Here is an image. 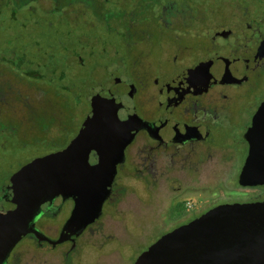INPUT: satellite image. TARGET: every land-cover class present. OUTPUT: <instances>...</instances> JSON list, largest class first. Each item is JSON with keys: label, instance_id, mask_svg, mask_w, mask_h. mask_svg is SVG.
<instances>
[{"label": "flooded vegetation", "instance_id": "flooded-vegetation-1", "mask_svg": "<svg viewBox=\"0 0 264 264\" xmlns=\"http://www.w3.org/2000/svg\"><path fill=\"white\" fill-rule=\"evenodd\" d=\"M37 6L38 45L49 61L26 67V54L21 56L17 65L28 79L18 81L45 82L71 64L78 55L75 38L85 35H75L81 24L115 26L135 41L103 46L100 59L90 51L94 86L83 120L64 144L37 154L0 183V210L16 207L10 198L12 175L68 146L96 96L119 102V116L133 134L98 217L80 229L68 224L77 194L43 198L2 264H111L122 247L148 238L153 244L216 207L264 203V183L241 179L250 131L264 104V0H0V126L1 109H10L14 95L6 19L10 8L36 12ZM59 75L64 79L66 69ZM57 124L53 113L40 131L51 136ZM89 161L96 164L98 154L91 152ZM146 231L161 233L146 238Z\"/></svg>", "mask_w": 264, "mask_h": 264}, {"label": "water", "instance_id": "water-1", "mask_svg": "<svg viewBox=\"0 0 264 264\" xmlns=\"http://www.w3.org/2000/svg\"><path fill=\"white\" fill-rule=\"evenodd\" d=\"M132 134L131 125L119 116V102L96 96L68 146L16 171L9 186L16 207L0 210V264L43 198L77 194L68 224L80 229L98 217ZM263 137L264 104L250 131V153L241 175L244 184L264 183ZM91 152L98 154L96 164L89 161ZM133 264H264V203L216 207L161 236Z\"/></svg>", "mask_w": 264, "mask_h": 264}, {"label": "rangeland", "instance_id": "rangeland-1", "mask_svg": "<svg viewBox=\"0 0 264 264\" xmlns=\"http://www.w3.org/2000/svg\"><path fill=\"white\" fill-rule=\"evenodd\" d=\"M36 8V12L10 8V18L6 19V25L9 26L11 53L10 88L14 95H12L10 109L7 107L4 110L1 109L3 111L1 114L3 125L0 126L1 184L5 183L10 174L26 161L37 154L64 144L68 138L75 134L89 108L88 93L94 86V82L90 80L94 64V57H89L90 51L96 52V58L100 59L103 57L99 54L102 52L103 46L120 48L127 44L131 45L135 41L132 37L121 36L115 26L109 29L96 25L94 29H85L81 24L75 29V35H85L81 39L75 38L78 55H75L71 64H68L66 68L59 67L54 76L44 79L45 82L18 81L19 78L28 79L24 74L25 68H19L17 65L21 56L26 54V67L39 65L41 68L43 63L49 61L38 45V38L41 34L36 21L41 14V9L39 6ZM2 21V17H0L1 24ZM79 30L80 32H77ZM1 37L2 28L0 29V42ZM81 59L86 60L85 64L81 63ZM107 60L105 58L102 62H107ZM62 68L67 72L64 79H61L59 75ZM99 72H102V69L97 71L98 74ZM43 73L49 74L50 71L43 70ZM65 86L67 87L65 88ZM19 97L22 98L14 100ZM53 113L58 114L59 124L54 125L53 134L47 136L40 130L42 126L50 124ZM62 121L63 125L60 124ZM160 233L156 231L147 233L146 231L143 236L146 238L157 237ZM150 245L151 239L148 238L145 241L139 240L127 249L122 247L121 256L111 260V264H133L135 259Z\"/></svg>", "mask_w": 264, "mask_h": 264}, {"label": "trees", "instance_id": "trees-1", "mask_svg": "<svg viewBox=\"0 0 264 264\" xmlns=\"http://www.w3.org/2000/svg\"><path fill=\"white\" fill-rule=\"evenodd\" d=\"M32 75H33V76H36L34 72H32Z\"/></svg>", "mask_w": 264, "mask_h": 264}]
</instances>
